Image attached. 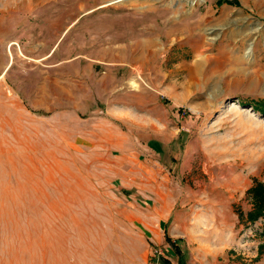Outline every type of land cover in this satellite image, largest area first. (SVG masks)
<instances>
[{"label": "rangeland", "instance_id": "1", "mask_svg": "<svg viewBox=\"0 0 264 264\" xmlns=\"http://www.w3.org/2000/svg\"><path fill=\"white\" fill-rule=\"evenodd\" d=\"M6 65L0 264H264V0H0Z\"/></svg>", "mask_w": 264, "mask_h": 264}, {"label": "trees", "instance_id": "2", "mask_svg": "<svg viewBox=\"0 0 264 264\" xmlns=\"http://www.w3.org/2000/svg\"><path fill=\"white\" fill-rule=\"evenodd\" d=\"M257 110L264 111V103H257ZM248 196L251 198L253 209L247 212L246 219L250 222L256 221L260 217H264V181H255L254 185L248 190ZM242 217V215H241ZM179 241V240H178ZM165 243H167L172 252L176 257H178V264H182L180 258L181 253L179 246H177V241L171 240L167 235H165ZM165 263H168L164 260Z\"/></svg>", "mask_w": 264, "mask_h": 264}, {"label": "bare ground", "instance_id": "3", "mask_svg": "<svg viewBox=\"0 0 264 264\" xmlns=\"http://www.w3.org/2000/svg\"><path fill=\"white\" fill-rule=\"evenodd\" d=\"M118 1H123V0H117V2H118ZM109 4H110V3H109ZM99 7H100V6H99ZM250 51H251V48H250V47H248V49H247V54H249V53H250ZM102 55H103L102 53H101V54H99V57H102ZM105 55L107 56V54H105ZM109 56H110V55H109ZM113 57H115V54H114V56H113ZM113 57H112V58H113ZM121 57H122V56H121ZM68 68H69V67H68ZM74 71H75V70H74Z\"/></svg>", "mask_w": 264, "mask_h": 264}, {"label": "crops", "instance_id": "4", "mask_svg": "<svg viewBox=\"0 0 264 264\" xmlns=\"http://www.w3.org/2000/svg\"><path fill=\"white\" fill-rule=\"evenodd\" d=\"M6 69H7V65H6V67H4L3 70L0 72V78H1V76L4 74V72L6 71Z\"/></svg>", "mask_w": 264, "mask_h": 264}]
</instances>
